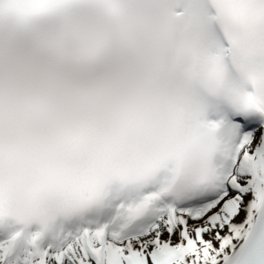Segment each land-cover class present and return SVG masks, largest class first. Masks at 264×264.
<instances>
[{"label":"snow or ice","instance_id":"1","mask_svg":"<svg viewBox=\"0 0 264 264\" xmlns=\"http://www.w3.org/2000/svg\"><path fill=\"white\" fill-rule=\"evenodd\" d=\"M0 264H264V0H0Z\"/></svg>","mask_w":264,"mask_h":264}]
</instances>
